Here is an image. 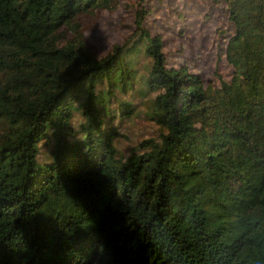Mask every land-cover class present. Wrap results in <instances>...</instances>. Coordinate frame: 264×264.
I'll return each instance as SVG.
<instances>
[{"label": "trees", "instance_id": "obj_1", "mask_svg": "<svg viewBox=\"0 0 264 264\" xmlns=\"http://www.w3.org/2000/svg\"><path fill=\"white\" fill-rule=\"evenodd\" d=\"M118 1L0 0V264H264V0H208L232 32L206 84L167 66L146 0L97 58ZM138 54L155 129L123 154Z\"/></svg>", "mask_w": 264, "mask_h": 264}, {"label": "rangeland", "instance_id": "obj_2", "mask_svg": "<svg viewBox=\"0 0 264 264\" xmlns=\"http://www.w3.org/2000/svg\"><path fill=\"white\" fill-rule=\"evenodd\" d=\"M114 12H101L96 26L86 31L84 38L95 51L97 58L106 55L113 46L121 45L132 32V11L128 9L134 0H119ZM148 11L144 27L158 35L162 42V52L167 66L184 64L187 69L199 75L204 84L214 80V72L229 79L231 69L225 64L223 51L227 38L232 32L227 23L224 5L208 0H146ZM148 60L138 54L134 59L135 83L120 99L136 104L133 113L122 120L111 123L116 126L121 137L116 148L125 154L142 139L154 134V127L146 119L147 97L138 89L146 76ZM128 99V100H127ZM124 102V101H123ZM77 116L72 123L76 126Z\"/></svg>", "mask_w": 264, "mask_h": 264}]
</instances>
